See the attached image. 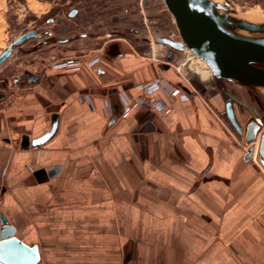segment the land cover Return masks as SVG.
<instances>
[{
	"label": "crops",
	"instance_id": "crops-1",
	"mask_svg": "<svg viewBox=\"0 0 264 264\" xmlns=\"http://www.w3.org/2000/svg\"><path fill=\"white\" fill-rule=\"evenodd\" d=\"M126 46L103 75L48 66L1 93L0 213L38 246L36 264H67L68 255L74 264H264L256 154L243 160L244 141L200 80L188 78L167 113L135 106L121 116L118 93L138 82L162 75L187 85L165 66L167 47L147 57ZM185 66L211 82L191 58ZM51 112L56 132L20 147L21 134L48 130Z\"/></svg>",
	"mask_w": 264,
	"mask_h": 264
},
{
	"label": "water",
	"instance_id": "water-1",
	"mask_svg": "<svg viewBox=\"0 0 264 264\" xmlns=\"http://www.w3.org/2000/svg\"><path fill=\"white\" fill-rule=\"evenodd\" d=\"M178 31V38L156 37L157 43L167 46L165 66L176 52H190L203 61L211 71L212 80L202 71H192L203 82L202 88L216 95L219 111L244 143H251L243 160L253 156L264 168V115L243 95L234 92L228 84L240 86L245 92L264 90V19L242 14L229 3L220 0H162ZM76 9L69 11L73 17ZM49 35L51 33H48ZM44 32L28 29L19 33L0 51V64L30 38H41L38 47L50 40ZM60 40V39H59ZM66 39H61L64 41ZM126 43L107 41L99 60L92 65L97 75H103L118 53L126 50ZM200 87V86H199ZM184 90H186L184 88ZM258 105V98H255ZM262 103V102H261ZM262 116V118H261ZM113 120L111 117L110 121ZM58 114L51 112L47 131L37 137L27 134L19 137V146L26 148L44 143L57 130ZM8 141V139H6ZM257 142V146L254 145ZM256 147V149H255ZM3 188L1 187V190ZM14 226L0 213V264H36L40 255L36 244H27L14 235Z\"/></svg>",
	"mask_w": 264,
	"mask_h": 264
},
{
	"label": "rangeland",
	"instance_id": "rangeland-1",
	"mask_svg": "<svg viewBox=\"0 0 264 264\" xmlns=\"http://www.w3.org/2000/svg\"><path fill=\"white\" fill-rule=\"evenodd\" d=\"M220 1L229 3L244 15L264 19V0ZM72 9H76L77 13L70 17L68 13ZM28 29L44 32V38L51 36L53 40L36 47L41 38H30L16 46L0 64V81L23 71L43 70L70 57L81 60L96 55L100 57L102 51L99 52L98 48L110 40L131 44L140 54L150 57L151 49L157 51L155 48H160L161 56L167 47L156 43V37L178 38L175 23L162 0H0V51ZM185 57L186 52L174 54V66H179ZM174 70L177 75L180 72L192 82L199 83L198 76L192 73L190 67ZM228 85L264 112V90L247 93L240 86ZM16 89L9 86L5 91L10 94ZM255 98L260 100L259 105ZM66 262L75 263L69 255ZM100 262L108 264L106 260Z\"/></svg>",
	"mask_w": 264,
	"mask_h": 264
},
{
	"label": "built area",
	"instance_id": "built-area-1",
	"mask_svg": "<svg viewBox=\"0 0 264 264\" xmlns=\"http://www.w3.org/2000/svg\"><path fill=\"white\" fill-rule=\"evenodd\" d=\"M98 60L99 55L84 60L70 57L64 61L53 63L51 67L63 71L78 70L83 64L92 67V65ZM171 62L173 68L179 71L180 66H174L173 59ZM179 74L182 75L180 72ZM182 78L187 85L184 82H180L179 84L172 82L161 75L136 83L132 93L126 91L119 92L118 100L120 103V115H127L135 106L149 107L162 113L169 112L173 98L184 92L183 86L189 89L191 85L185 75H182ZM103 105L107 109V112L111 113V102L108 98L103 100ZM250 145L251 143H243L242 150L244 154L247 153Z\"/></svg>",
	"mask_w": 264,
	"mask_h": 264
},
{
	"label": "flooded vegetation",
	"instance_id": "flooded-vegetation-1",
	"mask_svg": "<svg viewBox=\"0 0 264 264\" xmlns=\"http://www.w3.org/2000/svg\"><path fill=\"white\" fill-rule=\"evenodd\" d=\"M77 13V10H76ZM75 13V15H76ZM35 76H38V74L36 72L33 71H23L21 73H16L14 75H11L5 79H2L0 82V95L1 93L6 90L9 86H22L23 84H25L26 82H28V80H32L35 79ZM11 84V85H10ZM262 115H264V112L262 113ZM264 117V116H263ZM262 118V116H261Z\"/></svg>",
	"mask_w": 264,
	"mask_h": 264
},
{
	"label": "bare ground",
	"instance_id": "bare-ground-1",
	"mask_svg": "<svg viewBox=\"0 0 264 264\" xmlns=\"http://www.w3.org/2000/svg\"><path fill=\"white\" fill-rule=\"evenodd\" d=\"M189 57L192 59L193 62H195V63L198 64V65H201L202 67H204V68L209 72V74H210L211 77H212L211 71L207 68L206 65H204L203 61L200 60L196 55H194V54L188 52V50H187V52H186V57H185V59L182 60V61L180 62V65H179V66L181 67L183 64L187 63V62L189 61V59H190ZM256 145H257V142H256ZM255 149H256V147H255Z\"/></svg>",
	"mask_w": 264,
	"mask_h": 264
}]
</instances>
